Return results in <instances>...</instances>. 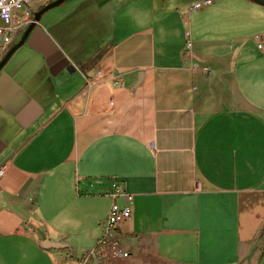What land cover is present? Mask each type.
Instances as JSON below:
<instances>
[{"label": "crops", "instance_id": "1", "mask_svg": "<svg viewBox=\"0 0 264 264\" xmlns=\"http://www.w3.org/2000/svg\"><path fill=\"white\" fill-rule=\"evenodd\" d=\"M193 1L70 0L1 67L0 264H81L126 196L108 264H264V6Z\"/></svg>", "mask_w": 264, "mask_h": 264}, {"label": "built area", "instance_id": "2", "mask_svg": "<svg viewBox=\"0 0 264 264\" xmlns=\"http://www.w3.org/2000/svg\"><path fill=\"white\" fill-rule=\"evenodd\" d=\"M212 0H195L186 7L187 12L199 10L209 5ZM38 3L43 0H0V59L9 47L17 40L26 26L32 20L33 12L37 10ZM186 45H190L188 31H185ZM253 40L258 50H264V38L254 35ZM99 71H97V75ZM5 172V163L0 164V179ZM119 191V189H117ZM117 193H112L114 198ZM122 195L126 196L123 192ZM120 205L115 199L108 208L101 235L92 248L83 251L79 259L81 264H105L106 260L115 257H126L128 252L124 250L120 241L118 227L130 218L129 197Z\"/></svg>", "mask_w": 264, "mask_h": 264}, {"label": "water", "instance_id": "3", "mask_svg": "<svg viewBox=\"0 0 264 264\" xmlns=\"http://www.w3.org/2000/svg\"><path fill=\"white\" fill-rule=\"evenodd\" d=\"M65 0H50L46 4H44L42 7L39 9L35 10L33 12L32 20L30 23L26 26V28L23 30L22 34L20 37L9 47V49L5 52L3 57L0 59V69L1 67L6 63V61L9 59V57L13 54V52L19 48L21 45L24 44L27 35L29 32L32 30V28L38 23L41 15L46 12L47 10L58 6ZM259 5L264 6V0H251Z\"/></svg>", "mask_w": 264, "mask_h": 264}, {"label": "rangeland", "instance_id": "4", "mask_svg": "<svg viewBox=\"0 0 264 264\" xmlns=\"http://www.w3.org/2000/svg\"><path fill=\"white\" fill-rule=\"evenodd\" d=\"M68 1H70V0H65V1H63L61 4H59V6H56V7H53V8H51V9L47 10V12H45V13L43 14V16H44L46 13H48V11H52L53 9H55V8H57V7H62V5H65V3H68ZM210 8H211V7H210ZM43 16H42V17H43ZM42 17L40 18V21L42 20ZM19 37H20V36H19ZM19 37H18V38H19ZM18 38H17V39H18ZM1 125H2V123H0V127H1ZM9 125L11 126V125H12V122H9ZM13 129L15 130V128L11 126L10 129H9V132L11 133V131H13ZM4 135H6V134H5L4 130L1 129L0 136L2 137V136H4ZM106 261H109V259L106 260ZM133 264H170V263H164V262L158 261L157 259H155V257H154L151 253H146V254L143 255V257H142L141 259H137V260H135V261L133 262Z\"/></svg>", "mask_w": 264, "mask_h": 264}, {"label": "trees", "instance_id": "5", "mask_svg": "<svg viewBox=\"0 0 264 264\" xmlns=\"http://www.w3.org/2000/svg\"><path fill=\"white\" fill-rule=\"evenodd\" d=\"M49 2V1H48ZM47 2H44V3H42L41 5H39L38 7H37V9H39L40 7H42L44 4H46ZM108 262L109 261H106L105 263H107L108 264Z\"/></svg>", "mask_w": 264, "mask_h": 264}, {"label": "flooded vegetation", "instance_id": "6", "mask_svg": "<svg viewBox=\"0 0 264 264\" xmlns=\"http://www.w3.org/2000/svg\"><path fill=\"white\" fill-rule=\"evenodd\" d=\"M21 34H22V33H21ZM21 34H20V35H21Z\"/></svg>", "mask_w": 264, "mask_h": 264}]
</instances>
